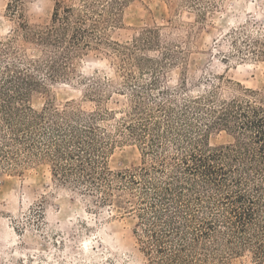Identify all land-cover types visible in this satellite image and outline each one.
<instances>
[{
    "label": "rangeland",
    "instance_id": "rangeland-1",
    "mask_svg": "<svg viewBox=\"0 0 264 264\" xmlns=\"http://www.w3.org/2000/svg\"><path fill=\"white\" fill-rule=\"evenodd\" d=\"M92 1L91 12L82 0H21L17 10H11L15 0H0V86L16 95L13 89L20 90L21 77L28 75L34 85L26 104L34 110L69 105L101 114L95 125L114 140L105 154L112 173L149 167L161 156L172 162L181 153L175 131L157 155L129 136L123 119L139 102L144 116L152 115L164 129L156 104L176 107L172 123L182 129L177 112L183 99L264 93V0ZM57 2L73 6L92 31L89 45L70 60L36 39L52 25L55 9L62 13ZM51 57L58 63L57 75L48 68ZM204 122L193 120L195 131ZM206 134L210 148L234 142L223 128ZM26 160L23 152L19 165L7 167L2 160L0 264L147 263L138 213L149 204L140 203L141 185L123 189L115 181L109 190L113 201L106 202L102 183L95 190L77 174L56 175L49 161ZM230 264H264V256L258 259L245 249Z\"/></svg>",
    "mask_w": 264,
    "mask_h": 264
},
{
    "label": "trees",
    "instance_id": "trees-1",
    "mask_svg": "<svg viewBox=\"0 0 264 264\" xmlns=\"http://www.w3.org/2000/svg\"><path fill=\"white\" fill-rule=\"evenodd\" d=\"M20 1L15 0L11 10H17ZM82 1L92 12L94 1ZM61 3L57 5L62 13L56 8L52 25L36 33V39L54 52L60 49L70 60L89 45L92 31L73 6ZM73 17L77 20L72 22ZM57 65L52 58V75L60 73ZM21 80L23 87L13 89L16 95L0 86V168L6 167L2 160L7 167L21 164L18 154L23 152L28 164L49 161L63 179L77 174L95 190L102 183L106 202L113 201L109 190L115 181L123 189L141 185L140 203L149 204L138 213L146 264H230L245 249L258 259L264 256V93L245 90L229 100L211 94L183 99L177 112L182 129L172 123L176 107L156 104L165 117L164 129L152 115L144 116L146 108L139 102L123 119L129 136L157 155L165 150L167 134L175 131L181 153L172 162L161 156L149 167L112 173L105 154L114 140L97 126L101 114L71 110L69 105L34 110L26 104L34 81L28 75ZM193 120L205 122L195 131ZM212 128L230 132L234 142L210 148L204 140Z\"/></svg>",
    "mask_w": 264,
    "mask_h": 264
}]
</instances>
